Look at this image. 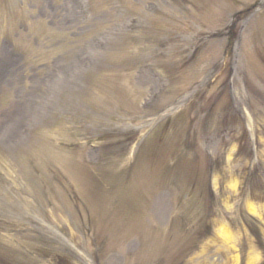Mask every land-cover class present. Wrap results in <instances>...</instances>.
<instances>
[{
	"label": "rangeland",
	"instance_id": "374dc122",
	"mask_svg": "<svg viewBox=\"0 0 264 264\" xmlns=\"http://www.w3.org/2000/svg\"><path fill=\"white\" fill-rule=\"evenodd\" d=\"M0 264H264V0H0Z\"/></svg>",
	"mask_w": 264,
	"mask_h": 264
},
{
	"label": "trees",
	"instance_id": "16d2710c",
	"mask_svg": "<svg viewBox=\"0 0 264 264\" xmlns=\"http://www.w3.org/2000/svg\"><path fill=\"white\" fill-rule=\"evenodd\" d=\"M206 222H204V224H205ZM204 228H206L207 230H209L208 229V227H204ZM197 245V241L196 242H193V243H191L190 245H189V250H192V249H195V246ZM187 249V248H186ZM189 250H187V251H189Z\"/></svg>",
	"mask_w": 264,
	"mask_h": 264
}]
</instances>
